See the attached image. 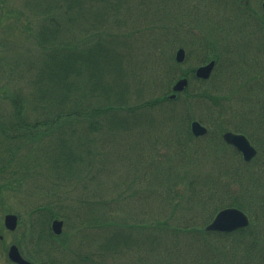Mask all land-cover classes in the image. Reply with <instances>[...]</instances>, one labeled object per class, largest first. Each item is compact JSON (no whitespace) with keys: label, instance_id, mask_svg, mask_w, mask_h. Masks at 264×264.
Here are the masks:
<instances>
[{"label":"trees","instance_id":"1","mask_svg":"<svg viewBox=\"0 0 264 264\" xmlns=\"http://www.w3.org/2000/svg\"><path fill=\"white\" fill-rule=\"evenodd\" d=\"M224 4L0 0V187L8 199L23 202L47 264H56L63 248L70 264H107L112 250L125 257L120 264H173L177 257L181 264H217L219 259L264 264V196L256 191L261 172H250V163L222 139L226 130L245 133L264 157L263 137L255 133L264 131V69L257 68V53L264 46L254 51L249 47L253 35L259 40L264 16L252 13L248 4L228 14ZM182 41L199 61H216L221 82L203 93L195 90L194 84L204 86L214 72L207 81L191 82L175 99L160 95L131 104L134 95L145 93L146 82L165 90L168 80L193 76L194 67L183 70L171 54V46ZM167 44L169 54L161 47ZM140 65L146 73L161 74L154 80L139 78L134 70ZM247 102L249 125L240 111V103ZM176 103L181 107L167 110ZM209 103L214 106L209 119L219 109L214 121H223L220 130L196 137L190 128L193 111L197 104ZM127 138L138 150L132 162L136 177L122 185L119 198L127 205L117 213L97 188L91 189L90 181L100 172L107 175L108 155L120 163L128 160L120 151ZM248 172L249 188L242 180ZM131 203H141L134 209L139 212H125ZM226 206L248 210L253 224L227 234L193 225L202 214L212 218ZM194 208L200 212L190 213ZM54 218L65 222L61 236L51 231ZM77 223L80 228L74 229ZM113 223L121 224L124 240L129 238L135 248L107 242V227ZM78 232L85 243L72 247L69 242ZM174 249L177 256H169Z\"/></svg>","mask_w":264,"mask_h":264},{"label":"rangeland","instance_id":"2","mask_svg":"<svg viewBox=\"0 0 264 264\" xmlns=\"http://www.w3.org/2000/svg\"><path fill=\"white\" fill-rule=\"evenodd\" d=\"M259 1L261 2L262 0H250V7H254L255 4H258ZM213 5L220 6V4H213ZM238 5L242 6L239 3H238ZM223 8L225 10V13H228V14H231V13H234V12L238 13L239 11H241L243 9V8H239V7L234 8V7L231 6V4H224ZM251 12L253 13V11H251ZM193 22H194V24H198L199 23L196 20L193 21ZM255 24L256 23L253 22V26ZM205 25H206V23H205ZM258 31H259V40L255 39L254 35L252 36V39L249 40V42H250L249 47H251V51H254V50L264 46V38L262 36L264 34V29L262 30V29L258 28ZM255 35L258 38V32L255 33ZM182 42L183 43H178L177 46L175 44H173L171 46V54L175 53L176 50L180 46L185 48V50L187 52V59H186L187 61H186V63L179 64L181 66V68L183 70H185L187 68L197 67L198 65H200L201 61H198V59L194 55V52H191V54L188 55V53H189L188 49L189 48L187 47V43L185 41H182ZM169 44L161 46L163 48V51L165 53H168V54H169ZM263 54H264V52H258L257 53V55H258L257 68L258 69L261 68V67H263V69H264V56H261ZM142 58L143 57H141V59ZM134 72H137V75H138L139 78H142V76L144 75L145 79H149V80H154L157 76H160V74H161V73H159L156 70H148V72L146 73V71H145V69H143L142 65H140L137 70H134ZM178 73H180V72H178ZM227 75H228V73L226 75H224V78H223L224 81H225ZM130 78H129L128 81L132 85V83L130 81ZM218 78H219V73L216 74V71H215V73H214L213 77L211 78V80L206 82L207 85L205 84L204 86H200V85L194 84V88H195V90H196V88H197V90H199L201 88V93H203L206 88H207L206 90H209V86L216 87V85H218L221 82V81H217ZM176 79H177V77L176 78L174 77L172 80H168L169 83H170V81H172V82H171L170 88L168 89V87H169V83H168V85L166 86L165 90L163 89L164 85L162 87H160L159 85L155 84L154 81L146 82L145 86L142 87V89H144L145 93L143 95H140L139 98L136 97V95H134V97L131 98L132 100L130 101V103L134 105V104H138V103H140L142 101H150L151 98L153 99V97H157V96H160V95H169L171 93L172 85H173V83L175 82ZM168 81H166V82H168ZM223 88H225L224 85H223ZM133 89H135L136 91L138 90L136 85H134ZM131 92H132V86H131ZM223 93H224V91H223ZM195 101H198V100H195ZM253 101H255V100H253ZM253 104H254V102H250V105H253ZM208 105L209 106L202 105V104H197V106L195 107V109L193 111V115L192 116H193L194 119H199V120H201V118L208 119L210 122H212V124H209L208 122L206 123L204 120H203V122L206 125H208L210 130H214L212 132L215 133L217 130L218 131L220 130L219 126L222 124L223 121H221L218 124L214 121L215 115H216V113L219 110L218 108H215V110L212 112L211 119L208 118V114L211 112V111H208V110L211 109V106H213V104L209 103ZM247 105H248V102H247V104L246 103H240V107H241L240 111H241L242 114H244L242 122H245L246 125H249V115L245 113V112H247V109H246ZM172 107H181V106H180L179 103L168 104L167 110H169ZM227 107H230V105H227ZM257 107L258 106L256 105V108ZM230 111L231 110L227 111L226 113L230 114ZM227 117H229V116H227ZM222 129H224V126L221 128V131H222ZM255 133H256V135L258 137H260V135H262L263 143H264V131L255 132ZM132 137L135 138V136H132ZM124 140H125L124 142H121L120 151L124 150L122 152L126 153V157H127L128 160H125L122 163H120L117 156H114V154L108 155L109 160L107 162H104L105 170L107 171V175H105L106 177L100 172V173L97 174V176L95 178H91V181H90L91 189L92 188H97L99 190V192L101 193V196H103V199L105 200L107 198L109 200V202L111 203V206H113L111 208H113L114 211H116L117 213L120 212V209H122L124 203H125L124 208L127 205V201L124 202V200H121L119 198V194L122 192L121 191L122 185L125 182H129V183L130 182H134L135 177H136L135 176V166H133L132 162L134 163V161L137 160V159L136 160H133V159L137 156V154H138L137 151L138 150L135 147L136 144L132 143L133 140H131L130 138H127V139H124ZM263 159L264 158H262L261 155H258V157L253 161L254 164L262 162L261 165L258 168V171L262 172V173H264V160ZM203 165L206 166L207 168H210V167H212V162L211 161H207V162L204 161ZM47 172H50L49 169L47 170ZM250 172L255 173L256 169L255 170H250ZM249 177H251V174L249 172L247 173L246 177H242V180H245L246 183L248 184V188L251 185L249 183V181H248ZM260 182L264 183V175H262L260 177ZM1 184L2 183L0 182V186H1ZM263 186H264V184H258V187H256V191H258V192L262 191V189H263V192H262L261 196H264V187ZM254 188L255 187L253 186L252 190ZM241 193H244V191L241 192ZM0 194H2L1 197H0V236L1 235L3 236V238L0 239V264H13V262H11L10 259L8 258V256H7V250H8V247L11 244L18 245L19 243H21V245H22L24 243V248L20 247L19 245H18V247L20 248V250L24 254V256L27 257L28 259H30V257L38 258L39 256H44V254L42 252H39L37 250V249L41 248V246H42L41 242L37 243L36 246H35L34 242H31V238L34 237L35 234H34L33 230L30 231V232L27 230V223H26L27 219H24L25 220L24 221V220H21L19 218L20 219V223H21V227H19V229L17 228L15 231H9V230H7L4 227V221L3 220H4V215L5 214H7L8 212L17 213L16 211H23L24 212V211H27V210L23 209L24 208V207H22L23 202L20 203V201H21L20 198L19 199L14 198V201H13L12 198L8 199L7 191H5L3 187H0ZM13 202H15V203H13ZM135 205L139 206V208L141 207V203H134V204L131 203V204H129L127 206V208L125 209V212L129 213V214H131V213L133 214L135 212H139V210H134L135 209ZM25 206H30V205L26 204V202H25ZM107 211L109 212V210H107ZM198 212H200V209H197V208H194L193 210L190 211V213H192L194 215L196 213H198ZM26 216H27V214H26ZM161 218H163L162 215L159 217V220H162ZM29 219H30V217H29ZM209 219H211V218L210 217H206L204 214H202V216H200L199 219L196 222L195 221L193 222V225L194 226H198L199 228H203L205 226V224L207 225L211 221ZM77 226L79 227L78 223L76 224V227L74 229H76ZM107 228L110 231L109 232L108 230H106V231H108V235H107L108 236V241L107 242L116 243L120 247L121 246L127 247L128 245L131 247L133 245L132 248H135V243L130 241L129 238H125V240H124L123 232H121V229H123L121 224L113 223L111 226H108ZM82 236H84V235L81 232H78L77 235L72 237V240L69 242L70 245L72 247H75V246L78 247V246H81L82 244H84L85 243V238L82 237ZM262 239L263 238L261 237L259 244L263 245ZM243 243H246V240L243 241ZM40 244H41V246H40ZM213 244H217V242L216 243L213 242ZM171 245H172L171 243L168 244L169 247ZM93 246L96 247V241H94ZM99 246H100V243H98L97 247L100 248ZM221 246H222V244H221V242H219V247H221ZM82 249L85 250L84 248H81V250ZM87 249L90 250V248H88V247L86 248V250ZM81 250H79V251H81ZM189 250L194 251V249H189ZM57 251L60 252V249H58ZM119 251L120 250H117V251H113L112 250V251H110V252H108L106 254L107 264H112L113 261H115L113 264H120L119 263L120 258L124 259L125 257H123L122 256L123 254L121 252H119ZM169 253H170L169 256L176 257L177 256V249L171 250ZM203 253L204 252H201V254H203ZM197 254H199V253L197 252ZM259 256H260V253L258 252V257ZM68 258H69V251H68V249L63 248L62 252L57 253V256L55 258L56 259L55 260L56 264H61V263L64 264L65 261H66V264H70ZM35 260H38L37 262L32 260L35 264H42L41 260H39V259H35ZM81 263L82 264H92L88 260L81 261ZM193 263L194 262H187L186 264H193ZM210 263H212V261L207 260L203 264H210ZM173 264H181V260L177 257V261L173 262ZM217 264H226V263H225V261H222V259H219L217 261Z\"/></svg>","mask_w":264,"mask_h":264},{"label":"water","instance_id":"3","mask_svg":"<svg viewBox=\"0 0 264 264\" xmlns=\"http://www.w3.org/2000/svg\"><path fill=\"white\" fill-rule=\"evenodd\" d=\"M264 6V3H263ZM185 51L183 49H179L177 51V60L181 61L184 59ZM214 67V61L210 62L209 64L200 67L197 70V76L207 78L212 69ZM187 84L186 79L179 80L175 86L173 87L174 90H181ZM192 131L195 135H202L206 133V128L203 127L199 122L195 121L192 123ZM224 140L237 147L240 150L244 158L246 160L251 159L255 154L256 150L251 145L247 137L243 134H236L233 132H226L223 135ZM249 223V219L247 215L236 209V208H227L221 210L214 220L206 227L207 230H218V231H232L240 227L247 226ZM5 224L8 228L14 229L17 225V216L14 214H7L5 216ZM63 222L60 220H55L53 222V229L56 233H60L62 229ZM9 257L17 262L18 264H31L29 261L25 260L17 246L12 245L9 250Z\"/></svg>","mask_w":264,"mask_h":264}]
</instances>
